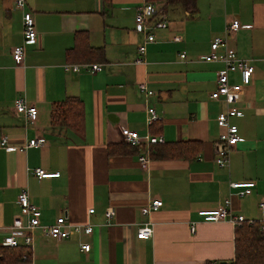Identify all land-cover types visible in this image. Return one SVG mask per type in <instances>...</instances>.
Returning a JSON list of instances; mask_svg holds the SVG:
<instances>
[{
	"label": "crops",
	"instance_id": "obj_1",
	"mask_svg": "<svg viewBox=\"0 0 264 264\" xmlns=\"http://www.w3.org/2000/svg\"><path fill=\"white\" fill-rule=\"evenodd\" d=\"M25 1L36 40L25 46L23 63L16 66L11 51L23 43L22 13L15 0H0V142L6 137L10 148L0 145V229L23 224L16 202L23 189L39 208L42 226L65 216L71 225H91L93 233L56 242L39 228L29 253L20 242L17 250L0 251V264L232 261L236 227L204 222L197 213L229 199L233 214L264 222V0H196L194 17L181 7H168L167 28L155 32L142 65L134 63L144 42L134 18L145 0ZM235 19L241 28L228 36L229 46L241 59L253 60L255 75L240 97L243 116L232 119L241 141L231 150L229 168L219 169L214 160L220 132L215 119L223 106L210 95L223 67L201 58L210 52L212 40L224 35L225 23ZM81 39L101 48L104 60L79 48L69 53ZM75 65L81 67L78 72L70 69ZM93 65L102 70L93 74L84 68ZM229 79L239 82L236 74ZM140 83L153 96L146 100L137 89ZM18 97L37 107L33 126L25 128L23 119L14 115ZM68 97L83 103L80 135L50 124L53 105ZM147 107L157 116L152 127L146 123ZM124 128L159 137L164 144L192 142L199 151L192 159L173 160L155 157L156 144L119 150L115 146H125ZM37 137L46 145L25 148ZM141 154L148 157L145 169L138 162ZM37 168L59 177L38 180L32 174ZM243 182H255L256 187L239 198L229 185ZM155 199L162 207L142 215L141 208ZM109 207L115 215L105 225ZM147 221L153 224V235L139 240L138 228ZM83 243L90 245L88 253L80 250Z\"/></svg>",
	"mask_w": 264,
	"mask_h": 264
},
{
	"label": "built area",
	"instance_id": "obj_2",
	"mask_svg": "<svg viewBox=\"0 0 264 264\" xmlns=\"http://www.w3.org/2000/svg\"><path fill=\"white\" fill-rule=\"evenodd\" d=\"M15 8L22 13V38L23 43L12 49L11 55L16 66H20L24 60L25 46L32 44L36 40V31L33 23V18L30 12H26V1L15 0ZM158 6L153 3L145 2L141 5L135 14V31L144 35V42L137 47L138 57L134 61L136 65L144 64L143 57L146 53L147 45L155 40V32L167 28L168 20L163 15H158ZM241 28L240 23L235 19L227 21L224 26V35L215 37L210 43V52L201 59L206 63H220L222 70L216 75V88L211 93L210 99L222 104V109L217 114L215 119L216 127L219 129L218 141L215 146V164L219 169H228L230 166V153L234 146L240 141L238 128L232 123V119L242 117L243 112L239 107L240 97L246 87L252 84L255 75V66L253 60L241 59L236 51L229 46L228 36L235 34ZM184 58V55H180ZM80 66H71L70 69L78 72ZM91 73L100 72L102 67L99 65L84 66ZM236 74L239 77L238 83H231L229 76ZM137 89L142 93L147 100L153 96L145 83L137 85ZM13 112L16 117L22 118L24 126H33L38 118V110L35 105L28 104L24 97H18L13 102ZM148 126L157 120L155 110L152 107H147ZM123 142L133 148H141L145 145L164 144L163 139L159 137H151L148 134L139 135L136 131H130L126 128L122 130ZM1 147L10 150L6 147V137L1 138ZM46 145L43 137H37L29 140L25 148L39 149ZM140 166L145 169L149 163L148 157L145 154L138 156ZM34 177L38 180L58 178L59 174H51L41 168L32 171ZM256 187L255 182L230 183L229 188L236 190V196L239 198L246 197L252 194ZM17 205L20 209V215L24 220L23 224L10 226L7 229L1 230L3 236L0 239V247L18 248L20 242L27 248V252L31 250L34 240V232L37 229L42 230V234L56 242L67 240L72 235L90 236L93 233V227L87 225H71L65 216L58 217L52 225H41V212L39 208L31 203L26 190H20L16 197ZM163 203L159 199L151 200L141 208L140 212L144 216L158 211ZM230 200L224 201L222 205L214 210L199 211L197 214L204 222H228L233 226H238L242 223L254 224L256 221L246 220L243 216L233 214L230 209ZM260 209L264 211V200L260 202ZM90 215L94 213L93 209L88 211ZM115 215L114 209L109 207L104 212L105 225H109ZM262 232L264 233V222H262ZM191 232L193 228L191 227ZM153 235V224L150 221L143 223L137 231V239L146 240ZM91 247L88 243L80 245V250L83 253H88ZM26 256V255H24ZM23 256V257H24ZM209 264H220L218 262H210Z\"/></svg>",
	"mask_w": 264,
	"mask_h": 264
},
{
	"label": "trees",
	"instance_id": "obj_3",
	"mask_svg": "<svg viewBox=\"0 0 264 264\" xmlns=\"http://www.w3.org/2000/svg\"><path fill=\"white\" fill-rule=\"evenodd\" d=\"M145 2L158 6L157 16H165V10L173 6L181 7L190 17H194L197 13L196 0H145ZM80 36L81 33L76 34V39L78 40ZM76 48H79L84 55L91 58L99 57L96 59H103L102 49L89 47L86 39L85 41L81 39L79 45L71 49L69 53L74 52ZM156 121L151 124V127L156 124ZM50 124L53 127L69 129L77 135L82 134L84 126V107L82 101L77 97H68L54 104L50 112ZM124 145L121 147L115 146V148L128 152L137 150V148ZM156 145L160 147H157L155 150V157L161 159L189 160L195 157V154L199 151V146L192 142ZM112 151V147H109L108 154H112ZM261 228L262 222L257 221L252 225L242 223L236 226L234 231V258L228 263L220 264H264V233ZM3 250L14 251L17 249L0 247V251Z\"/></svg>",
	"mask_w": 264,
	"mask_h": 264
}]
</instances>
